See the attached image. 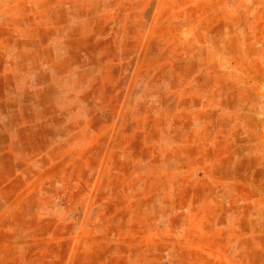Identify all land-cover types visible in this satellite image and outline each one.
I'll return each instance as SVG.
<instances>
[{
  "label": "rangeland",
  "instance_id": "obj_1",
  "mask_svg": "<svg viewBox=\"0 0 264 264\" xmlns=\"http://www.w3.org/2000/svg\"><path fill=\"white\" fill-rule=\"evenodd\" d=\"M0 264H264V0H0Z\"/></svg>",
  "mask_w": 264,
  "mask_h": 264
}]
</instances>
